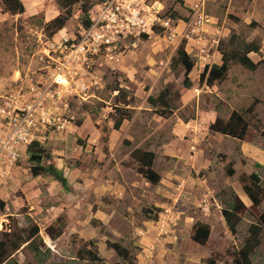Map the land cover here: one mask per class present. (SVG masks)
<instances>
[{
	"label": "rangeland",
	"instance_id": "obj_1",
	"mask_svg": "<svg viewBox=\"0 0 264 264\" xmlns=\"http://www.w3.org/2000/svg\"><path fill=\"white\" fill-rule=\"evenodd\" d=\"M21 1L26 7L23 14L6 16L4 21H0V33L4 35L0 37V96L9 91L13 75L15 78L18 74L34 76L40 67L37 63L38 51L48 39L54 37L46 36L42 24L58 14L56 0ZM258 1L260 3L256 8L251 9L249 4L252 0H246V17L263 11L261 0ZM228 2L223 0L220 6ZM168 6L176 9L178 19L174 40L154 32L143 34L140 38H130L123 43L124 46H111L110 50L104 51L95 58L91 67L92 74L98 76L99 84L96 88L92 87L87 96L71 97L65 110L64 116L71 126L69 130L52 131L47 135L42 146L53 154L58 167L62 164L61 169L70 180L71 190L63 191L60 184L47 175L32 176L27 155L19 162L4 188L0 189V199L5 202L4 210L0 211V230L14 222L18 228L29 227L28 216L39 227L44 247L50 251V261L63 262L73 258L78 247L85 244L95 250L101 260L94 263L82 261V264H131L106 246V240H111L131 250L135 257L133 264H235L234 252L246 237L249 224L264 210V195L261 205L254 208L239 182L242 174L251 172L264 179V140L259 136V132L264 130V63L255 71L231 66L223 85L216 86L214 90L200 91L190 102L182 105L186 95H181L180 89L185 75L182 71L178 77L174 76L177 66L171 65V60L183 41L193 65H196L195 54L199 45L196 39L187 37L186 32L190 28L182 27L179 22L191 19L187 11L173 0H168ZM205 13L209 16L206 3ZM219 14L223 23L229 24L221 36L225 38L218 39L223 40L222 46H228L226 39L232 33L237 35L236 29L239 32L238 45L243 39L247 42L257 41L261 45L264 32L257 30V22L253 19L251 24L246 22V27L241 23L234 27L233 18ZM81 17L78 5L74 6L71 19L57 33L75 32L82 24ZM203 33L208 37L206 30ZM262 58L264 60V53ZM115 79L119 86H125L127 99L134 97L137 88L139 97L145 98L148 94H157L168 85L172 91L173 105L172 112L164 118L158 110L146 102L142 106L134 97L129 107L132 123L127 125L126 122L120 128L125 132L131 129L134 133L125 134L128 143L123 142L120 155L128 153L131 144L138 149H145L146 144L157 149L156 144L162 147V142L177 145L179 138L173 136V129L180 124L181 118L194 121L201 112L215 111L217 116L227 119L232 110L246 109L251 105L254 112L246 115L251 125L244 140L249 142L251 150L257 148L260 152H247L246 157L242 156L239 141H220L218 147H212L209 134L202 133L198 141L202 158L222 154L226 159L221 168L219 161L209 163L203 160L197 171L191 167L185 170L177 168L178 163L172 162L170 165L176 172L195 179V183H187L185 191L183 187L177 196H168L166 191L150 184L144 177V180L138 178L139 182L133 174L119 176L116 180L117 173L106 171L101 166L102 162L99 164L95 159L92 145L96 131L102 134L101 129L112 126L116 116L113 92L109 89L115 85ZM199 79L198 85L201 83ZM132 105L137 108L132 109ZM140 137L144 140L140 141ZM113 139L116 143L119 137L114 136ZM178 144L183 154L193 150L188 147L187 139H181ZM104 147L107 148V144L101 146L102 152L107 153ZM256 163L260 166H256ZM163 165L164 160L159 159L154 167L161 172ZM229 168L233 170L231 175L227 173ZM231 189L245 207L234 233L229 231L222 216V201L227 198L224 192ZM57 218L63 219L64 231L61 237L51 241L43 229ZM197 221L210 227V236L204 246L190 238ZM14 259L20 264L34 262L32 254L26 249L18 250ZM251 261L252 264H264V231Z\"/></svg>",
	"mask_w": 264,
	"mask_h": 264
},
{
	"label": "built area",
	"instance_id": "obj_2",
	"mask_svg": "<svg viewBox=\"0 0 264 264\" xmlns=\"http://www.w3.org/2000/svg\"><path fill=\"white\" fill-rule=\"evenodd\" d=\"M173 1L191 17L189 24L185 23L190 28L187 37L200 43L203 27L210 23L205 0ZM167 2L105 0L89 11L88 25L52 35L45 42L37 53L40 67L34 76H18L9 91L0 96V189L18 168L28 145L42 144L50 132L68 126L64 113L71 97L87 96L99 84L91 68L95 58L111 46H124L126 40L143 34L157 32L174 40L178 19Z\"/></svg>",
	"mask_w": 264,
	"mask_h": 264
},
{
	"label": "trees",
	"instance_id": "obj_3",
	"mask_svg": "<svg viewBox=\"0 0 264 264\" xmlns=\"http://www.w3.org/2000/svg\"><path fill=\"white\" fill-rule=\"evenodd\" d=\"M105 0H56L58 7V14L52 19L42 24L44 33L47 37L52 36L61 30L73 15L74 6L78 8L82 14L81 22L83 25L89 24L88 11L96 3ZM0 8L2 13H7L11 16L20 15L25 12V5L21 0H0ZM252 26V25H251ZM4 35L0 33V37ZM234 36L228 39V46L236 45ZM236 43V44H235ZM260 43L257 41L242 42L241 47H233L222 50V62L220 65L205 66L200 74V81H205L207 84L213 82H220L224 80L228 74L231 63H240L246 69L255 71L258 66L263 64L262 60L253 62L248 56L250 52L257 53L261 56ZM171 65L177 68L174 71V76L178 77L182 71L185 79L182 83L180 93H183V88H189L191 83L187 78V74L193 67V59L186 53L184 42L182 41L176 50V55L171 60ZM115 85L110 86L109 89L117 91L113 97L115 104L116 116L113 120V129L118 130L123 120H129L131 115L129 107L134 102L135 98L130 96L127 99V91L125 86H119L118 81L114 80ZM172 91L168 85H165L157 94L149 95L146 98L147 103L159 111L165 118L173 110L171 103ZM117 104H121L118 106ZM253 105L246 109L232 110L227 119L215 118L209 125V130L218 132L222 135L238 139L242 141L250 128V121L246 117L253 113ZM248 116V117H249ZM102 141L106 144L108 141L107 129L102 128ZM259 136L264 140V130L259 132ZM79 141V140H78ZM106 147V146H105ZM104 150L107 151V148ZM29 170L32 176L47 175L53 180L57 181L62 187L63 191L69 192L71 190L66 176L63 172L53 164V155L47 152L38 142H33L27 148ZM52 159V161H51ZM130 159L137 164V171L144 177V179L152 185H156L160 181L159 174L153 170L152 164L154 153L146 149H136L130 154ZM256 166L260 164L256 163ZM232 169L229 168L227 173L232 174ZM239 182L242 191L252 201V206L258 208L262 203V196L264 195V179H262L256 172L250 174H242ZM227 196L223 200L222 216L229 231L235 232L237 225L242 219L241 212L245 209L244 204L239 199L238 195L231 189L224 192ZM5 208V202L0 200V211ZM27 222L29 227H17L15 222L13 225L0 230V264H20L14 259V255L18 250H28L34 259L33 263L27 264H82L83 261L98 262L101 258L95 250L89 249L85 244L78 247L73 258L63 262L50 261V251L44 247L42 237L39 235V227L28 216ZM64 221L57 218L53 223L44 227L43 232L51 241L57 240L64 231ZM264 231V210L261 211L254 222L250 223L247 228V235L244 238L240 248L234 252L235 264H252L251 256L255 249L260 245L262 233ZM210 236V227L208 224L197 221L192 227L191 240L201 246H204ZM106 246L112 249L123 261L133 264L132 259L134 255L130 249L123 246L120 242L106 240Z\"/></svg>",
	"mask_w": 264,
	"mask_h": 264
},
{
	"label": "crops",
	"instance_id": "obj_4",
	"mask_svg": "<svg viewBox=\"0 0 264 264\" xmlns=\"http://www.w3.org/2000/svg\"><path fill=\"white\" fill-rule=\"evenodd\" d=\"M221 2H223V0L222 1L205 0L207 13L211 17V21L209 24H207L203 27V30H206V32L208 34L207 36L210 39L208 37H205V35H203L201 37L200 43H197L199 45V46H197V51L195 54L197 57V59H196L197 63H196V65H193L192 69L187 74V76H188L187 78L190 81L191 85L187 89L183 88V93H181V95L182 94L186 95V98L182 99V105H185L188 102H190L197 94L200 93V91L205 92L206 89L207 90H212V89L214 90L215 88H217L216 86L223 85V82L225 80H227L226 78H227L228 74H227L226 78L224 80H222V82H220L219 84H215L216 82H214L213 84L209 85L205 81H201V83L198 85V79H199L200 74L206 65L210 66L213 64H215V65L221 64V62H222V56H221L222 50H225L226 48L229 49V48H233V47H237V48L241 47L242 42L239 43V45L237 42V41H240L239 37L237 36L239 34L238 29L234 30L237 35H235L233 33H232V35H230V36L235 37L234 40L237 43V44L235 43L236 45L225 47V46H222L223 40H218V39H224L225 38V37L222 38L221 36L223 35V33L225 34L224 31L226 29H228L226 26L229 25L228 23L227 24L223 23L224 20L221 19V15L219 13H221V14L223 13V16L229 15L230 18H233V20H234L233 25H235L234 27H237V25L240 23L244 27H246V22H249V24H251V20L253 19L255 22H257V24H256L257 30L260 29L264 32V0H261L263 11H261L257 15L249 16V17H246V0H229L228 4H224L223 6H220ZM232 2H236V3L233 4ZM257 3H260V1L252 0L251 5L249 4V6L251 7V9H255L257 6ZM25 9H26V7H25ZM6 16H10V15L7 13H2V11H0V21H4ZM189 21L184 20V21H179V22L182 24V27H183V25L186 26V24H189ZM230 36H228V38L226 39L227 42H228V39L230 38ZM210 40L212 41L211 44H210ZM243 42H247L246 39H243ZM248 42H251V41H248ZM260 46H261V48H260L261 56H259L257 53H254V52H250L248 54V56L251 58V60L255 63L258 62L259 60H262L264 62V60L262 58L263 53H264V37H262V39H261V45ZM184 48H185L186 53L188 54L187 46ZM206 55H208L207 59L205 57ZM231 66L232 67L233 66H239L244 71L248 70L243 65H241L240 63L234 62V63L230 64L228 72L231 70ZM260 66H258L257 69ZM16 73L18 74L19 72H16ZM12 78L15 79L14 75ZM199 81H200V79H199ZM209 92L211 93V91H209ZM149 95H152V94H148V96ZM134 97L140 101V104L142 106H144L145 102L147 103V101H146L147 97H145V98H142V96L139 97V88H137L135 90ZM134 108H137V107L133 106L132 109H134ZM217 117H220V116H217V113L215 111H210V112L204 111V112H201L200 116H197V119H194V121H192L191 119L187 120V119L181 118L180 124H178L177 127H175L173 129V131H174L173 136L176 138H179V140L177 141V145H173L171 142H162V144H161L162 147L159 146V144H156V146H158V147H157V149H155V148H151L149 146V144H146L147 147H145V149L152 151L154 153V159H153V164H152L153 168H154L153 170L156 171V173L159 174V176H160V181L155 186H158L163 191H166L169 194L168 196H170V197L177 196V194H179V191L182 190L183 187H184V191H185V189L187 187V183H189V182L195 183V179H193L192 176H185V175H181L182 173L180 174L179 172H176L175 169H173L172 166L170 165L172 162L178 163V165L176 166L177 168H181V169L185 170L186 168L191 167L192 169H194V171H197L198 167H201L200 163H202L201 161H203V160H204V162H209V163L212 160H213L212 162L219 161L218 166L220 168H221V165H223V162H224L223 160H225L226 157L223 156L222 154H218L216 157L214 155H210V156H206L205 159L202 158V149L198 145V141L200 140L199 135L202 133L209 134V137L212 140V144H211L212 147H218L217 145L219 144L220 141H231L232 143L239 141L240 142V145H239L240 151L239 152H241L240 154H242V156L246 157L247 152L248 153L254 152V154H257L258 152H260L259 150H257V148L254 150H251L250 144H248L249 142H247V141L245 142L244 139L242 141H240L238 139H234V138L222 135L218 132L210 131L209 125ZM220 118H222V117H220ZM130 119H131V117H130ZM130 119L129 120H123L120 128L125 126L126 122H127V125L131 124L132 120H130ZM70 127L68 126L67 129L69 130ZM120 128H119V130L113 129V123H112V126H109V128L107 127V129H108V131H107L108 141L106 143L107 144V153L102 152L101 146H102V144H104V142L102 141L101 134L96 131V135H95L96 138H94L93 142H92L93 143L92 145L94 146V152H95L94 157L96 155L97 158L95 157V159L98 160L99 164L102 162L101 166L106 171L111 172V173L112 172L117 173L116 180L119 178V176L124 177L126 175L133 174L137 177L136 178L137 181H139L138 178L143 179V177L137 171V164L134 161H132L130 159V156H129V154L132 153L131 149L133 150V148H134V150H136V149H138V147H133L131 144V146L129 147L130 148L129 151L127 150L128 153H124L123 155H120L122 146L124 145V143H128V138H126L125 134H131L132 135L134 132L131 129L129 131H126V132L121 131ZM216 134H219V135H216ZM185 135L190 136L191 138L189 139ZM114 136L119 137V139L117 140L116 143H114V139H113ZM181 139H184V140L187 139L188 147H190V149L191 148L193 149L192 152H190L189 150L186 151L184 154L180 152V148H179L178 143ZM143 140H144V138L140 137V141H143ZM93 146H91V148H93ZM217 150H219V149H217ZM159 159H163L164 163H165V165H163L164 168L161 172H160V170H157L154 167L155 164L158 163ZM243 159H245V158H242V160ZM53 164L58 169L62 170L61 169L62 164H61V167H58L54 160H53ZM69 169L70 168H68V170ZM62 172L64 173V170H62ZM64 175L66 176V173H64ZM66 178H67V176H66ZM67 179H68V183H69L70 180H69V178H67ZM55 182L58 184L57 181H55ZM133 183L137 184V182H133ZM133 183H132V185H133ZM4 186L5 185H3L1 188H4ZM70 188H71V185H70Z\"/></svg>",
	"mask_w": 264,
	"mask_h": 264
},
{
	"label": "clouds",
	"instance_id": "obj_5",
	"mask_svg": "<svg viewBox=\"0 0 264 264\" xmlns=\"http://www.w3.org/2000/svg\"><path fill=\"white\" fill-rule=\"evenodd\" d=\"M102 2H103V1H102ZM99 3H101V2H99ZM96 4H98V3H96ZM96 4H95V5H96ZM95 5H93V6L90 8V10H91ZM167 5H168V2H167ZM180 6H181V5H180ZM168 7H169L170 9L172 8L171 6H168ZM181 7H182V6H181ZM182 8H183V7H182ZM174 9H175V8H173V10H174ZM184 9H185V8H184ZM90 10H89V11H90ZM89 11H88V18H89ZM174 14H175V16H176V9L174 10ZM82 25H83V24H82ZM63 28H64V27H63ZM59 31H60V30H59ZM59 31H58V33H59ZM67 32H69V31H66L65 33H67ZM58 33L56 32L55 34H58ZM53 35H54V34H53ZM18 76L23 77L24 75L18 74L17 77H18ZM17 77H16V78H17ZM114 92H115V91H113V97L117 94V93L114 94ZM116 92H117V91H116ZM130 107H131V106H130ZM129 109H130V108H129ZM125 120H126V119H125ZM69 124H70V123H69ZM69 124H68V126H69ZM68 126H67V127H68ZM67 127H66V128H67ZM66 128H65V129H66ZM65 129H64V130H65ZM64 130H62V131H64ZM62 131H61V132H62ZM54 132H58V131H54ZM38 143H39V142H38ZM39 144H40V143H39ZM40 145H43V143L40 144ZM28 146H29V145H28ZM28 146H27V148H28ZM25 155H27V157H28L27 149H26V154H25ZM6 184H7V183H6ZM6 184H5V185H6ZM0 200H1V199H0Z\"/></svg>",
	"mask_w": 264,
	"mask_h": 264
},
{
	"label": "bare ground",
	"instance_id": "obj_6",
	"mask_svg": "<svg viewBox=\"0 0 264 264\" xmlns=\"http://www.w3.org/2000/svg\"><path fill=\"white\" fill-rule=\"evenodd\" d=\"M60 78V77H59ZM61 81H65V79L63 77H61Z\"/></svg>",
	"mask_w": 264,
	"mask_h": 264
}]
</instances>
